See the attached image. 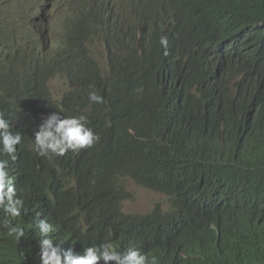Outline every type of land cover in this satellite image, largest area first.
I'll list each match as a JSON object with an SVG mask.
<instances>
[{"label":"trees","instance_id":"16d2710c","mask_svg":"<svg viewBox=\"0 0 264 264\" xmlns=\"http://www.w3.org/2000/svg\"><path fill=\"white\" fill-rule=\"evenodd\" d=\"M38 1L49 10L27 31L36 1L0 0V113L22 135L28 209L19 242L0 228V264H40L36 212L78 254L111 242L157 264H264V0H184L190 15L161 11L179 0ZM52 112L85 115L99 142L37 155ZM129 181L169 206L124 213Z\"/></svg>","mask_w":264,"mask_h":264},{"label":"clouds","instance_id":"9594fccd","mask_svg":"<svg viewBox=\"0 0 264 264\" xmlns=\"http://www.w3.org/2000/svg\"><path fill=\"white\" fill-rule=\"evenodd\" d=\"M36 3L43 4L44 2L26 3L22 8V19L27 31L30 30L27 28V23H30V20L27 22L25 18V7H36ZM175 10L179 13L184 12L186 15L192 13L184 0H179L161 11L172 14ZM30 25L32 26L33 23ZM159 44L165 50L166 55L168 37L161 35ZM88 100L95 104L104 103L103 96L95 90L88 93ZM33 135V150L37 155L46 158L62 157L69 151L79 152L81 149L91 148L100 140L99 135L88 126L85 115L66 117L60 112H52L47 115ZM21 142L22 135L14 133L12 123L4 118L3 113H0V151L12 161L9 168V161L0 159V228L6 229L5 234L17 242L25 236V229L20 224H14L13 220L20 217L22 213H28L25 201L18 197L15 183L17 174L16 170L12 169L18 165L16 160ZM124 213L128 214L125 210ZM41 215L42 213L36 212L33 219L34 227L38 230L40 237V264H101V262L103 264H157L156 259L151 258L152 255L139 246H127L122 250H117L113 243L103 242L87 247L83 254H78L73 248L63 249L62 244L54 243L50 236L54 232L53 225L48 222L46 217L41 219ZM166 264H172V262Z\"/></svg>","mask_w":264,"mask_h":264},{"label":"rangeland","instance_id":"374dc122","mask_svg":"<svg viewBox=\"0 0 264 264\" xmlns=\"http://www.w3.org/2000/svg\"><path fill=\"white\" fill-rule=\"evenodd\" d=\"M39 2L38 0H33ZM47 7V4L44 2L42 5L37 7H25V18L27 22L30 20V23H27L28 30L32 28L30 25L36 19V14L39 8ZM51 16L55 17V12H50ZM64 85L62 82H56L54 88L57 92H60L63 89ZM125 187L128 189L130 193L134 195L133 201L130 203H126L124 209L127 213L132 215H145L149 212H152L156 206L160 205L164 208H167V199L164 196L151 193L145 190L138 188L133 183H126Z\"/></svg>","mask_w":264,"mask_h":264},{"label":"water","instance_id":"95a60500","mask_svg":"<svg viewBox=\"0 0 264 264\" xmlns=\"http://www.w3.org/2000/svg\"><path fill=\"white\" fill-rule=\"evenodd\" d=\"M49 10V7H43L41 9H39L37 11V14H36V19L34 22H32L33 24H37V21L39 19V13H41L42 11H45L47 12ZM40 11V12H39ZM233 118V114L232 113H226L223 115V119L227 122L229 119H232ZM227 143H230L228 140H225V138H221V137H218V144L220 145H225Z\"/></svg>","mask_w":264,"mask_h":264},{"label":"bare ground","instance_id":"6f19581e","mask_svg":"<svg viewBox=\"0 0 264 264\" xmlns=\"http://www.w3.org/2000/svg\"><path fill=\"white\" fill-rule=\"evenodd\" d=\"M40 4H41V3H40ZM40 4H37L36 7H37V6H40ZM32 30H33V29H32ZM42 31H43V29H42ZM34 34H35V33H34ZM218 95H219V92H218Z\"/></svg>","mask_w":264,"mask_h":264}]
</instances>
